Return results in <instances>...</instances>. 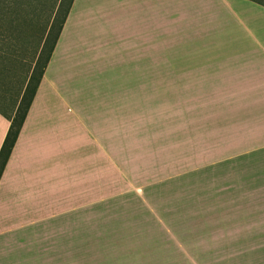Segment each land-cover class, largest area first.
Instances as JSON below:
<instances>
[{"label": "crops", "instance_id": "1", "mask_svg": "<svg viewBox=\"0 0 264 264\" xmlns=\"http://www.w3.org/2000/svg\"><path fill=\"white\" fill-rule=\"evenodd\" d=\"M55 16L48 2L0 3V148L46 56ZM188 37L207 41L206 50L190 53L207 61L176 75H189L191 91L210 92L208 107L222 105V118L264 140V0H73L0 179V264H40L42 234L85 230L80 204L102 203L113 191L101 181L95 140L103 123L117 120L104 113L117 95L106 98L112 86L103 91L86 77L84 86H71L67 59L87 66L99 50L97 59L145 60L152 51L163 59L166 44ZM87 70L75 74L94 73Z\"/></svg>", "mask_w": 264, "mask_h": 264}, {"label": "rangeland", "instance_id": "2", "mask_svg": "<svg viewBox=\"0 0 264 264\" xmlns=\"http://www.w3.org/2000/svg\"><path fill=\"white\" fill-rule=\"evenodd\" d=\"M192 39L166 44L163 59L153 51L145 60L97 59L101 50L87 66L67 59L71 86L86 77L117 95L112 107L104 102L117 120L95 140L101 181L113 191L80 204L85 230L45 231L40 264H264V140L176 75L206 64L190 53L207 41ZM88 67L93 74H75Z\"/></svg>", "mask_w": 264, "mask_h": 264}, {"label": "trees", "instance_id": "3", "mask_svg": "<svg viewBox=\"0 0 264 264\" xmlns=\"http://www.w3.org/2000/svg\"><path fill=\"white\" fill-rule=\"evenodd\" d=\"M31 2L29 0H0L1 4H9V3H16V2ZM73 0H37L35 2H48L49 4H53V6L56 8V5L58 6L56 9V16H55V22L54 25L51 27V30L48 34L47 40L45 44H49V48L47 50L46 56L43 58V55H40L34 70L32 72V75L30 77L29 83L27 85V88L22 96V99L19 103L18 109L16 111V114L14 118L10 121V126L8 129V132L6 134V137L2 143V146L0 148V179L2 177V174L4 172V169L6 167V164L9 160V157L12 153V150L14 148V145L18 139L19 133L22 129V126L24 124V121L26 119L28 110L31 106V103L34 99L39 81L42 77L43 71L46 67V64L49 61V58L51 56L53 47L55 42L57 41L58 34L62 28V25L65 21L66 15L70 9V6L72 4ZM59 15L61 16L60 21ZM55 32L53 42L51 40V34L52 32Z\"/></svg>", "mask_w": 264, "mask_h": 264}]
</instances>
